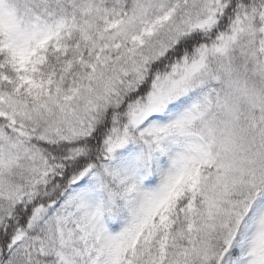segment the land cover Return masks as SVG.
<instances>
[{
  "label": "snow or ice",
  "instance_id": "obj_1",
  "mask_svg": "<svg viewBox=\"0 0 264 264\" xmlns=\"http://www.w3.org/2000/svg\"><path fill=\"white\" fill-rule=\"evenodd\" d=\"M0 264H264V0H0Z\"/></svg>",
  "mask_w": 264,
  "mask_h": 264
}]
</instances>
